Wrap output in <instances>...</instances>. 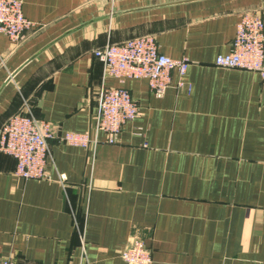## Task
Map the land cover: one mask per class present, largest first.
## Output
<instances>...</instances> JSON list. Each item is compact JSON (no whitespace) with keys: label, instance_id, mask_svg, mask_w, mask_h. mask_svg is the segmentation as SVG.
<instances>
[{"label":"crops","instance_id":"obj_1","mask_svg":"<svg viewBox=\"0 0 264 264\" xmlns=\"http://www.w3.org/2000/svg\"><path fill=\"white\" fill-rule=\"evenodd\" d=\"M22 3L34 26L18 43L0 33V127L29 110L54 136L44 179L15 175L0 150V259L127 264L120 251L140 236L150 264H264V76L214 63L264 0ZM144 34L189 60L161 97L146 78L104 76L93 54ZM101 84L127 88L139 115L116 143L62 142L92 129Z\"/></svg>","mask_w":264,"mask_h":264},{"label":"built area","instance_id":"obj_2","mask_svg":"<svg viewBox=\"0 0 264 264\" xmlns=\"http://www.w3.org/2000/svg\"><path fill=\"white\" fill-rule=\"evenodd\" d=\"M22 0H0V33L13 43H18L26 31L34 26L23 13ZM100 60L104 76H112L120 83L127 78H146L151 92L161 97L173 83L182 80L189 60L187 57L174 58L159 50L153 34L133 36L120 42H107L93 50ZM215 65L223 68H239L259 72L264 76V16L258 9L242 11L236 24V31L230 42V50L218 54ZM96 113L91 130L66 131L61 141L95 148L99 143H116L123 125L132 121L140 113L130 91L121 86L101 84L95 93ZM99 132L104 138L98 137ZM54 136V126L49 120L36 117L31 111L17 112L4 121L0 127V150L15 159L14 174L24 179H44L50 157L49 140ZM60 178H64L60 175ZM82 238V236L80 235ZM120 257L127 264H150L152 253L140 236H134L121 249ZM0 264H40L37 261L17 262L11 257H3Z\"/></svg>","mask_w":264,"mask_h":264}]
</instances>
